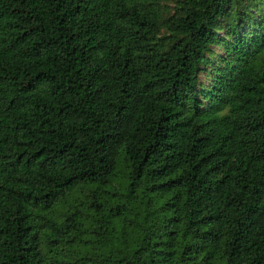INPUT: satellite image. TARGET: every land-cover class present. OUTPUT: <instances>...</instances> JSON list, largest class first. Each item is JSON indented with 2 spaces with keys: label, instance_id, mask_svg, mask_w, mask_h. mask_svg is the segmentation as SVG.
<instances>
[{
  "label": "trees",
  "instance_id": "16d2710c",
  "mask_svg": "<svg viewBox=\"0 0 264 264\" xmlns=\"http://www.w3.org/2000/svg\"><path fill=\"white\" fill-rule=\"evenodd\" d=\"M172 1L0 0V264H264V0Z\"/></svg>",
  "mask_w": 264,
  "mask_h": 264
},
{
  "label": "rangeland",
  "instance_id": "374dc122",
  "mask_svg": "<svg viewBox=\"0 0 264 264\" xmlns=\"http://www.w3.org/2000/svg\"><path fill=\"white\" fill-rule=\"evenodd\" d=\"M172 2H173L172 0H161V5L166 6L167 8H170L172 6ZM215 51H216V54L220 53V50H215ZM208 72H209V69L206 68L200 76V82L202 86H207L211 82L209 76L206 75V73Z\"/></svg>",
  "mask_w": 264,
  "mask_h": 264
}]
</instances>
